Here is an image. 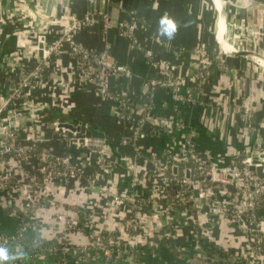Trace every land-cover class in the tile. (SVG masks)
I'll return each mask as SVG.
<instances>
[{
    "label": "crops",
    "instance_id": "obj_1",
    "mask_svg": "<svg viewBox=\"0 0 264 264\" xmlns=\"http://www.w3.org/2000/svg\"><path fill=\"white\" fill-rule=\"evenodd\" d=\"M230 2L229 20L241 25L242 34H250L256 43L250 49L248 45L244 48V39L240 36L237 47L240 50L254 49L255 53H264V0ZM91 7L95 11L106 12L113 24L136 21L137 37L141 43L151 49L157 59L177 66L175 74L185 91L194 90L191 64L196 57L189 55L190 50L195 46H202L208 50L210 57L217 54L219 47L215 34L213 38L217 12L210 0H68L64 16L82 19ZM57 14L55 3L49 0H26L25 4L17 0H0V79L4 78V68L8 72L12 69L10 65L4 66L1 62L5 56L12 54L17 57L18 60L14 63L16 69H13L16 70V75L20 70L32 66L31 56L37 48L39 32L44 31L46 40L50 41L62 27V22L55 21L60 20ZM49 18H55L50 22L51 26L46 25ZM229 20L227 19L228 25ZM170 25L175 26V31L169 39L165 32L171 30ZM76 41L91 50L99 52L104 49L105 42L99 24L83 28L76 35ZM105 41L109 45L106 49L112 61L129 67L132 72L128 81L111 80L110 90L122 92L120 97L123 98L124 95L127 98L125 107L127 112H132V122L141 117L140 112L146 107L151 109L140 125L136 145L131 141V122L119 118V112L122 113L119 102L100 96L89 85L77 83L76 62L69 57L66 48L52 59L44 79L31 89L34 100L41 109L34 111L31 120L27 114L20 116L19 113L12 127L18 123L23 126L32 121L38 122L46 139L42 147L72 157L81 155L67 141L52 134L51 127L56 122L68 121L74 125L83 123L102 132L113 154L112 174L107 171V184L110 191L114 192L128 185L127 172L131 170L136 146L154 152L163 160L172 157L179 148H189L200 158L217 164L241 157L244 148L256 150L253 128L259 129L264 136V72L255 69L244 73L248 75L245 76L241 69L257 63L229 58L228 63L236 68L238 66L240 70L222 78L214 71L213 77L204 86L206 99L203 106H177L165 91L157 92L149 100L146 82L154 73L147 68L139 54L127 51L125 40L115 27L108 30ZM126 85L129 87L128 91L124 89ZM245 100L251 103L256 116L255 123L250 128H246L240 118L241 106ZM176 119L183 128L175 126ZM81 158L83 160L84 157ZM143 169L135 175L137 188L140 189L136 192L138 198L151 194L152 187L157 184V180ZM262 173L264 175V169ZM83 186L77 180L69 186H46L44 196L48 203L36 211L40 221L38 235L43 248L30 254L20 244L13 246L15 264L58 263V257L50 248L63 242L60 226L53 222L58 215L73 222H83V216L87 214L85 209H89L93 220L92 228L96 233L106 232L126 239L123 223L130 214L128 207L104 202L99 198L97 189H93L89 196ZM211 190L214 197L223 198L231 192L232 187L229 184L212 185ZM169 191L175 193L170 184L160 185L154 204V219L146 222L150 234L143 248L148 252H155V257L143 255V264H223L220 256L240 252L242 237L233 227L215 215L205 217L203 211L198 209L190 211L188 217L176 218L173 232H168L164 226L163 206L166 198L174 196ZM24 204L22 198L15 196L0 198V235L14 234L17 219L24 211ZM261 214L264 217V202ZM33 237L32 232L25 235L26 240ZM164 238L176 241L172 250L164 248ZM83 240L81 232H72L67 236V241L73 245ZM201 246L204 253L197 249ZM202 256L206 258L201 259ZM66 259L68 264H103L101 260H82L74 251H70Z\"/></svg>",
    "mask_w": 264,
    "mask_h": 264
},
{
    "label": "built area",
    "instance_id": "obj_2",
    "mask_svg": "<svg viewBox=\"0 0 264 264\" xmlns=\"http://www.w3.org/2000/svg\"><path fill=\"white\" fill-rule=\"evenodd\" d=\"M17 1L26 3V0ZM49 1L55 3L60 20L49 18L46 25L51 26L50 22L53 20L62 22L58 35L47 41L46 33L39 32L37 48L31 56L32 66L20 70L17 75L14 73L16 70L13 71L16 69L14 63L18 60L16 56L10 54L1 60L4 66L10 65L12 69L8 72L4 68L2 71L4 78L0 79V198L15 196L25 201L24 211L17 219L18 227L14 234L0 235V249L7 250L9 256L4 264H15L12 248L26 240L25 235L28 232L34 234V237L28 240L31 248L35 250L43 248L38 235L40 221L36 211L48 203L44 190L48 184L69 186L76 180L84 185L83 188L89 196L93 189H97L99 198L104 202L128 207L130 214L123 223L127 236L126 239H122L106 232L96 233L92 228L93 220L89 209H85L87 214L84 213L83 222H73L69 218L55 216L53 222L60 226L63 237L60 245L50 247L58 257L57 264H68L66 255L70 251L76 252L82 260H101L103 264H143L141 262L143 255L149 254L155 257V252H148L143 247L150 234L146 222L154 219V204L162 183L170 184L175 191L173 197L166 198L163 206L164 226L168 232H173L176 218L186 215L188 217L190 211L198 209L203 211L207 218L211 215L222 218L242 237L240 252L224 254L221 259L223 264H264V217L261 214L264 202L262 173L264 136L259 129L253 128L256 150L244 148L241 157L224 164L200 158L189 148H179L172 157L163 160L154 152L136 146L131 170L127 172L128 185L114 192L110 191L107 184L109 180L107 171L112 174L113 154L105 140L92 138L89 135L85 129L86 124L74 125L67 121L56 122L51 127L52 134L75 147L84 157L83 160L81 156L57 154L42 147L46 139L38 122L32 121L23 126L18 123L12 127L19 113L20 116L27 114L31 120L34 111L41 109L34 100L31 89L44 79L52 59L66 48L69 57L76 62L77 83L89 85L100 96L116 99L119 102L122 112H119V118L135 124L131 141L136 145L140 125L151 109L146 107L140 112L141 117L132 122V112H127L125 107L127 98L124 95L123 98L120 97L122 92L116 93L110 90L111 80L128 81L132 77L130 68L113 62L107 52L106 48L109 45L105 40L108 30L112 27H115L125 40L127 51L139 54L147 68L154 73L146 82L149 100L157 92L165 91L169 93L174 105L203 106L206 99L204 86L213 77L214 71L221 78L238 72V68L227 64L224 58L214 62L207 61L204 48L190 50L189 55L196 57L195 62L191 64L194 90L185 91L175 74L177 66L157 59L151 49L141 43L137 37L136 21L113 24L106 12L95 11L93 7L82 19L66 17L64 11L68 0ZM96 24L100 25L105 42L104 49L99 52L88 49L76 41V35L83 28H90ZM232 26L234 30L232 37L236 36L239 43L243 28L235 23ZM40 38H42V48H38ZM263 70L261 68L259 72ZM128 88L126 85L125 91H128ZM241 107L240 118L245 127L250 128L256 118L251 103L245 100ZM63 124H70L73 128L79 126L80 129L68 130L62 127ZM175 126L183 128L177 119ZM140 169L147 170V173L157 180L156 186L150 191L151 194L142 198H138L136 194L135 175ZM224 184L231 185V192L223 198L214 197L211 186ZM148 206L151 208L148 209ZM95 212L97 210L93 211ZM72 232H81L84 240L77 245L71 244L67 241V236ZM201 241L199 244H202ZM202 247L197 249L202 251ZM205 258L201 257V259Z\"/></svg>",
    "mask_w": 264,
    "mask_h": 264
},
{
    "label": "bare ground",
    "instance_id": "obj_3",
    "mask_svg": "<svg viewBox=\"0 0 264 264\" xmlns=\"http://www.w3.org/2000/svg\"><path fill=\"white\" fill-rule=\"evenodd\" d=\"M219 1L221 2V1H225V0H219ZM226 2L228 4L231 3L228 0H226ZM211 3L217 12V15H216L217 16V22H216L217 26H216V30H215V36H216V43H217L218 47L225 50L224 53L228 59L230 57L237 56V55L249 54L248 53L249 51L240 50V49L236 48L238 38L236 36H233V37L230 36L229 25L227 23L228 13H229L230 9L227 8V6H226L227 4L224 2H221V5H220L218 0H212ZM235 34H236V32H235ZM253 52H255V51H253ZM226 57H224V59L226 60L225 62L227 64H229ZM263 60H264L263 58L258 60L257 64L260 68L264 69V61Z\"/></svg>",
    "mask_w": 264,
    "mask_h": 264
},
{
    "label": "water",
    "instance_id": "obj_4",
    "mask_svg": "<svg viewBox=\"0 0 264 264\" xmlns=\"http://www.w3.org/2000/svg\"><path fill=\"white\" fill-rule=\"evenodd\" d=\"M212 1V0H211ZM221 2H224V3H226L225 1H221ZM228 20H229V17H228ZM232 22L229 20V25H230V36H232V29H233V26H232ZM38 48H42V38H40L39 39V43H38ZM220 49V55L224 58V57H226L225 56V53H224V51L225 50H223L222 48H219ZM249 54H247V55H239V56H233V57H230V59H232V60H242V61H250V62H253V63H258V60H260V59H264V53L263 52H259V53H255V52H248ZM227 58V57H226ZM227 60H228V58H227ZM62 127H64V128H66V129H68V130H76V131H78L79 129H80V127L78 126V127H76V128H73V126L72 125H70V124H63L62 125ZM85 129H86V131L89 133V135L92 137V138H96V139H102V140H104V138H105V135L102 133V132H100V131H98V130H96L95 128H92L91 126H89V125H86L85 126ZM174 173H175V170L173 171Z\"/></svg>",
    "mask_w": 264,
    "mask_h": 264
},
{
    "label": "rangeland",
    "instance_id": "obj_5",
    "mask_svg": "<svg viewBox=\"0 0 264 264\" xmlns=\"http://www.w3.org/2000/svg\"><path fill=\"white\" fill-rule=\"evenodd\" d=\"M229 2H230V0H228ZM216 2V1H215ZM218 2H219V4L221 5V2L218 0ZM225 2H226V0H225ZM226 4H227V8H228V6L231 4L232 5V3H230V4H228L227 2H226ZM230 9V8H229ZM245 30V32L247 33V34H249V32L247 31V29H244ZM232 31H234L233 29H232ZM234 32H232V34H233ZM245 33V34H246ZM214 29H213V38H214ZM241 37H243V39H244V43H243V45H242V47H244L245 48V46H247L248 45V47H249V49L252 47V46H254V45H256V43L253 41V39L255 40V38H252V36L249 34V35H243V34H241L240 35ZM198 48H203L202 46H195V47H193L192 49H191V51L192 50H194V49H198ZM238 48V47H237ZM239 49V48H238ZM254 49H252V51H253ZM214 51H215V49H214ZM248 51V50H247ZM249 52H250V50H249ZM206 55H207V58H206V60L207 61H210V62H214V61H216V60H223V57L220 55V49L219 48H217V54L216 55H214V56H212V57H210V54L208 53V50H206ZM162 61V60H161ZM226 61V60H225ZM264 61V60H263ZM248 62H250V61H248ZM252 64V63H251ZM249 67H243V69H241V70H243L242 71V74H244V73H250V72H252V70H258V72L261 70V68H259L257 65H255V64H252V65H248ZM254 66V67H253ZM237 68H238V70H240L239 69V67L237 66ZM264 71V70H263ZM253 74V73H252ZM245 76H248L247 74H244ZM226 77V76H225Z\"/></svg>",
    "mask_w": 264,
    "mask_h": 264
},
{
    "label": "trees",
    "instance_id": "obj_6",
    "mask_svg": "<svg viewBox=\"0 0 264 264\" xmlns=\"http://www.w3.org/2000/svg\"><path fill=\"white\" fill-rule=\"evenodd\" d=\"M129 126H131L132 129L135 128V124H130ZM139 191H140V189L137 188V186H136V192L138 193ZM169 192L175 195V193H174L173 191H169ZM85 211H86V210H85ZM17 227H18V225L16 226V228H17ZM162 244H163V246H164V248H165L166 250H172V249H173L172 246L176 244V241H173V240H171V239L164 238L163 241H162ZM20 245H21L22 247L26 248V250H27L28 252H30V254H34V253H36V251H37V250L31 248V246L29 245V241H28V240H23V241H21V242H20ZM42 247H43V245H42ZM218 256H219V255H218ZM220 259H222V256H220ZM14 262H15V261H14Z\"/></svg>",
    "mask_w": 264,
    "mask_h": 264
},
{
    "label": "clouds",
    "instance_id": "obj_7",
    "mask_svg": "<svg viewBox=\"0 0 264 264\" xmlns=\"http://www.w3.org/2000/svg\"><path fill=\"white\" fill-rule=\"evenodd\" d=\"M169 27H170L171 30L166 31L165 35L170 39L173 36V34H174L175 26L174 25H170ZM8 259H9V256H8L7 250L0 249V264H4V261H6Z\"/></svg>",
    "mask_w": 264,
    "mask_h": 264
}]
</instances>
